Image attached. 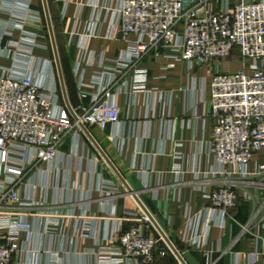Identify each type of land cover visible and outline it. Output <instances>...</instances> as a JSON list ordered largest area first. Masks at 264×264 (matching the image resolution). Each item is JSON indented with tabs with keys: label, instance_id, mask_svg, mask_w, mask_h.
I'll return each instance as SVG.
<instances>
[{
	"label": "crops",
	"instance_id": "crops-1",
	"mask_svg": "<svg viewBox=\"0 0 264 264\" xmlns=\"http://www.w3.org/2000/svg\"><path fill=\"white\" fill-rule=\"evenodd\" d=\"M48 1L71 104H90L99 92L95 76L109 71L128 47L117 24L119 0ZM235 1L218 0L215 6L231 12ZM27 3L43 19L39 27L27 28L49 45L36 49L35 55L54 62L42 0ZM24 6L22 1L20 7ZM12 7L10 1L0 0V18L11 20ZM20 36L14 31L13 38ZM169 53L155 48L138 63L148 71L142 89L134 87V70L119 77L111 93L121 108L120 121L91 132L133 189L140 191L141 200L188 264H264V187L258 177L235 174L232 167L217 173L209 148L215 126L212 77L252 61L234 56L191 68L166 57ZM0 64L11 63L0 58ZM56 79L59 83L57 71ZM60 102L65 106L63 98ZM262 166L264 149L254 154L248 171L253 174ZM110 171L81 131L69 134L55 160L29 171L20 185L32 204L5 210L29 224L12 264H97L105 249L120 247V232L130 226H141L155 239L157 251H166L152 264H181ZM103 181L111 183V189L103 190ZM226 185L240 196L223 216L211 206L208 194ZM123 264L139 263L125 259Z\"/></svg>",
	"mask_w": 264,
	"mask_h": 264
},
{
	"label": "built area",
	"instance_id": "built-area-1",
	"mask_svg": "<svg viewBox=\"0 0 264 264\" xmlns=\"http://www.w3.org/2000/svg\"><path fill=\"white\" fill-rule=\"evenodd\" d=\"M7 1L14 7L11 20L0 18V58L11 63L0 64V176L4 178L0 181V264L13 263L22 249L21 233L29 228L24 219L5 212L32 204L21 193L22 179L40 163L55 160L74 127L80 131L60 102L54 62L35 55L38 48L49 49L41 34L27 28L42 25L41 13L32 10L27 0ZM216 1L119 0L117 24L128 47L109 71L95 76L93 84L99 92L91 103L75 111L90 130L118 123L121 108L112 98L111 87L134 70V87L144 88L148 71L137 65L155 48L167 49L166 57L191 68L234 56L250 59L252 63L240 70L217 71L212 77L215 126L209 148L217 173L232 167L235 174L258 177L264 187V166L253 174L248 171L254 154L264 149V0H236L231 12L216 7ZM16 30L21 33L18 39L13 38ZM175 170L179 173L178 166ZM111 186L102 183L103 190ZM239 196L226 185L214 189L208 199L225 216ZM119 244L116 250L105 249L97 264H123L125 259L152 264L158 255L166 254L157 251L155 239L141 226L121 230Z\"/></svg>",
	"mask_w": 264,
	"mask_h": 264
},
{
	"label": "water",
	"instance_id": "water-1",
	"mask_svg": "<svg viewBox=\"0 0 264 264\" xmlns=\"http://www.w3.org/2000/svg\"><path fill=\"white\" fill-rule=\"evenodd\" d=\"M42 3H43L44 15H45L46 23H47L51 48H52L53 57H54V63H55V67H56V71H57V75H58V81H59L61 94H62V98H63L64 104H65L66 110L69 112V114L75 120L80 131L86 136V138L93 145V147L100 154V156L104 159V161L107 163V165L112 170V172L115 174V176L124 185L125 194L130 195L135 199V201L138 203L139 207L143 211L144 215L148 218L149 222L154 225V227L156 228L158 233L161 235V237L168 244L169 248L176 255V257L178 258L180 263L181 264H188L187 261L185 260V258L183 257V255L181 254V252L177 249V247L174 245V243L171 241V239L166 234L165 230L159 224L157 219L154 217V215L150 212V210L147 208V206L141 200V198L139 196L140 191L133 189V187L129 184V182L127 181L125 176L122 174V172L119 170V168L115 165V163L109 157V155L104 150V148L101 146V144L98 142V140L95 138V136L93 135L91 130L80 120L77 112L75 111V108L71 104L67 85H66L65 74H64V70H63L59 46H58V42H57V37H56V33H55V28H54V24H53V19H52V15H51L49 1L48 0H42Z\"/></svg>",
	"mask_w": 264,
	"mask_h": 264
},
{
	"label": "rangeland",
	"instance_id": "rangeland-1",
	"mask_svg": "<svg viewBox=\"0 0 264 264\" xmlns=\"http://www.w3.org/2000/svg\"><path fill=\"white\" fill-rule=\"evenodd\" d=\"M58 85H59V83H58ZM59 86H60V85H59ZM59 90H60V96H61L60 99H61V101H62V94H61V89H60V87H59ZM78 131H79V130H78L76 127H74V128L68 133V135L66 136V138H65L64 140H66L67 137L69 136V134H71L72 132H74V133H78ZM105 165H106V164H105ZM110 172H111V171H110ZM111 173H112V172H111ZM112 175H113V177H115V175H114L113 173H112ZM0 177H1V176H0ZM115 179H116L117 183L120 184L119 181H118V179H117L116 177H115ZM120 185H121V184H120ZM142 215L145 216L143 212H142ZM148 222H149V221H148Z\"/></svg>",
	"mask_w": 264,
	"mask_h": 264
},
{
	"label": "trees",
	"instance_id": "trees-1",
	"mask_svg": "<svg viewBox=\"0 0 264 264\" xmlns=\"http://www.w3.org/2000/svg\"><path fill=\"white\" fill-rule=\"evenodd\" d=\"M52 55H53V53H52Z\"/></svg>",
	"mask_w": 264,
	"mask_h": 264
}]
</instances>
